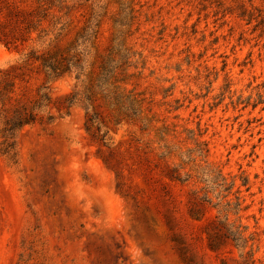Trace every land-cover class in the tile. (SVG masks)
Listing matches in <instances>:
<instances>
[{
	"label": "rangeland",
	"instance_id": "1",
	"mask_svg": "<svg viewBox=\"0 0 264 264\" xmlns=\"http://www.w3.org/2000/svg\"><path fill=\"white\" fill-rule=\"evenodd\" d=\"M245 254L264 264V0H0V264Z\"/></svg>",
	"mask_w": 264,
	"mask_h": 264
},
{
	"label": "trees",
	"instance_id": "2",
	"mask_svg": "<svg viewBox=\"0 0 264 264\" xmlns=\"http://www.w3.org/2000/svg\"><path fill=\"white\" fill-rule=\"evenodd\" d=\"M98 25L95 24L93 28H97ZM84 31V30H83ZM85 32V31H84ZM97 31L96 29H90V33L87 34H80L78 37V40L76 41V44L73 46L74 49H72V53L67 54L65 57H60L58 59L53 58V60H48L46 58L40 57V60L42 62V66L44 68V71L46 72V79L47 82L54 81L57 78L61 77L66 72H71V70L74 69L75 72L79 73L83 66H82V58L81 53L77 51V46H79V40L87 41L89 39V36L96 35ZM44 89H47L48 87H43ZM46 96V94H45ZM32 115L29 114L26 117H21L20 115H17L15 118V121L11 122L7 128H5L3 131L8 132L12 130L15 127H20L23 124H26L32 120ZM7 137V136H6ZM206 202V200H204ZM219 224L223 227L225 230V235L228 239H230L236 246H239V242L243 239L241 238V235L238 232L231 231L225 223L219 222ZM245 243V241H243ZM240 264H253V259L250 254H245L244 256H241V262Z\"/></svg>",
	"mask_w": 264,
	"mask_h": 264
}]
</instances>
